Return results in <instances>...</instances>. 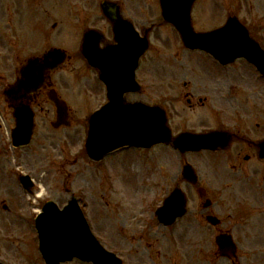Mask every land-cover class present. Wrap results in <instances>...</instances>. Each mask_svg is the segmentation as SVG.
<instances>
[{"label":"rangeland","instance_id":"obj_1","mask_svg":"<svg viewBox=\"0 0 264 264\" xmlns=\"http://www.w3.org/2000/svg\"><path fill=\"white\" fill-rule=\"evenodd\" d=\"M101 1L68 0L60 8L56 1L49 4L47 0L40 6V23H44L45 29L49 28L46 34L51 33L55 38V46L66 49L71 55L73 85L68 96L75 123L66 132L70 133V137L67 136L64 141L61 138L65 134L61 136V132H55L52 136L64 149V157L47 141H34L22 151L23 171L36 180L38 191L35 196L30 195L19 183L16 164L20 163L15 158L7 159L12 164H7L6 172L0 170V261L5 264H36L40 260L34 243V216L41 211L46 200L54 201L62 208L70 202L72 196L81 198L79 205L85 211L93 232L103 246L109 251H115L125 264H174L177 261L175 255L180 251L177 238L163 229L160 230L166 233L167 240L149 231L155 222L154 212L177 187L183 190L188 199V214L183 223L199 215L204 216L202 225L208 228L206 217L200 212L204 201L196 190L201 186L214 202V214L222 219L225 226L228 225L232 205L228 191H225L227 162L224 155H210L207 152L180 155L172 147L162 145L149 151L130 150L121 155L113 153L101 163L90 161L86 155L84 123L91 112L100 108L106 99L102 89H83L80 79L86 71V62L82 59L80 49L85 22L89 18L97 17L99 20L96 19V22L101 24L99 28L104 32L109 31V34L111 32L103 20ZM120 1L124 2L125 7H132L135 19H145L148 23L146 26H155L149 35L150 50L142 62L139 78L143 79L144 74L147 77L142 82L146 84L149 81L154 85L151 101L158 102L157 98L163 99L165 96L168 103L166 109L170 111L171 127L175 132L210 131L231 124L237 115L244 113L242 109H231L226 103L215 107L209 102L211 98L209 100L206 96L210 91L199 85V96L194 98L193 103L187 102L185 93H193L190 83L192 76H201L203 70H208L214 72L213 79L218 80L220 76L215 73L217 64L204 52L186 50L178 32L173 27L162 25L159 0ZM47 10L52 13L43 14ZM230 15L238 16L249 27L254 38L264 43V0H198L193 21L197 30H209L224 25ZM55 23L57 26L53 29ZM39 28L42 35L44 28ZM40 40L42 45V36ZM234 70L248 78L252 76L250 81L258 80L264 87V79L260 80L255 69L245 60H239L227 72ZM225 72L223 70L222 73ZM199 81L206 83L207 79L201 78ZM201 99L204 101L201 102ZM128 100L145 101L147 96L143 93L131 94ZM253 101L249 97L247 102ZM41 145L46 148L43 149ZM187 163L199 174L200 182L196 187L183 180L182 168ZM68 189L69 194L66 192ZM59 198L63 199L62 202ZM240 201L248 202L241 193L234 198L235 204H240ZM4 205L8 206L9 211L4 210ZM154 231L159 233L156 229ZM177 233H180L179 228ZM182 241L187 244L186 238ZM68 264L84 262L74 260Z\"/></svg>","mask_w":264,"mask_h":264},{"label":"flooded vegetation","instance_id":"obj_2","mask_svg":"<svg viewBox=\"0 0 264 264\" xmlns=\"http://www.w3.org/2000/svg\"><path fill=\"white\" fill-rule=\"evenodd\" d=\"M44 1L46 0H0V170H5L7 164L10 163L7 160L10 153L9 147L13 150L16 159L20 163L23 162L24 157H21L20 149L14 148L11 141V132L16 127V109L12 102L15 96L7 94L18 79V69L29 59L40 57L51 48V39L47 38L44 48L40 49L39 10L40 4ZM49 1H56L60 8L68 3V0ZM116 2L119 4L121 13L128 16V18L125 16L128 20L136 21L131 12L132 7H125V4ZM144 20L139 19L137 26L140 30L144 29L145 31L148 23ZM89 24L98 25L96 23ZM68 64H64L54 73L48 72L44 87L27 99L19 100L16 104L26 106L35 113V136L41 143L49 141L53 149L58 147L60 153H64V149L52 136L55 132H61V136L65 134L61 138V141H64V138L70 137V134L66 133L69 128L55 129L53 127L56 112L54 105L49 101L48 94L56 90L59 96L65 99V95L60 92V89L64 92L69 90L70 83L66 77L55 78V75L66 71ZM212 73L214 72H207L202 76H195L194 79L199 84L208 87L207 89L215 97L213 102L217 107L226 103L233 110L242 109L244 111L243 114L237 115L231 124L217 128V130L233 135L228 149L224 151L227 162L225 191H228L227 195L232 205L231 215L227 226H223L222 222L218 226L206 222L208 228L205 229L202 225L204 216L199 215L194 216L191 221L183 223L180 220L175 223L171 229L173 231L176 229L175 238H177L176 242L180 251L175 255L177 261L174 264H264V160L259 155L260 145L264 140V87L258 81H247L245 76L240 77L239 73H230L229 76L226 73L215 72L220 76L218 80L213 79ZM64 75L66 76V74ZM201 78L207 79V82L200 83ZM84 84L91 90L101 89V86L95 80L91 81L88 76L85 77ZM151 91L152 84L149 81L144 83L145 95H152ZM194 95H187V97H195ZM249 97L254 101L247 102ZM240 99L242 103H240ZM188 102L191 103L192 100L188 99ZM69 109L71 111V108ZM41 146H44L43 149L46 148L45 145ZM215 170L221 172L220 169L216 168ZM66 192L70 193L69 190ZM240 193L248 201L247 203L242 201L240 204L234 203L235 196ZM59 200L62 202L63 199L59 198ZM200 212L205 215L203 213H210L211 208L203 209ZM153 219L155 222L150 226L149 231L155 232L156 236L164 237L167 240L164 231L169 227L162 224L155 218V215H153ZM178 228L180 233H177ZM155 229L160 234L154 231ZM223 233L231 235L235 242L236 251L232 260L218 256L220 249L216 239L217 235ZM183 238H186V243L191 246L183 244ZM149 253L151 254V252Z\"/></svg>","mask_w":264,"mask_h":264},{"label":"water","instance_id":"obj_3","mask_svg":"<svg viewBox=\"0 0 264 264\" xmlns=\"http://www.w3.org/2000/svg\"><path fill=\"white\" fill-rule=\"evenodd\" d=\"M194 1L161 0L164 16L177 28L185 46L192 50H204L223 63L245 57L264 75V54L236 18H231L225 27L213 32L194 31L191 22ZM102 7L114 24L119 44L101 49L99 46L103 37L94 31L87 32L83 43V54L92 66L100 70V76L107 85L109 98V103L95 113L88 123L90 131L87 148L91 158L99 160L106 153L125 145L150 148L159 143H174L182 151H201L217 147L213 145V141L221 134L181 135L172 138L162 109L140 103H125L126 93L139 90L135 70L149 44L147 39L140 38L131 25L127 31L123 29L120 24L127 23L117 10L112 9V5L104 3ZM123 32H126V35L119 37ZM57 52L59 50L49 52L44 63L50 67L53 65L57 67L64 60L62 57L56 59L59 57ZM116 63L120 65V72ZM53 101L58 111H61L63 109L61 102L57 99ZM228 140V138L224 140L223 146ZM29 141L30 134H27L20 145L28 144ZM261 155L264 156V144ZM185 175L189 181L193 183L196 181L190 166L185 167ZM169 207L173 208L174 212H170ZM184 207L183 194L175 191L160 212L165 213V217L170 221H174L176 217L184 215ZM37 226L40 232L41 251L47 264H61L73 260L74 257L95 264H120V260L103 249L91 235L76 201L71 202L63 211L53 203H48L44 213L37 219Z\"/></svg>","mask_w":264,"mask_h":264}]
</instances>
